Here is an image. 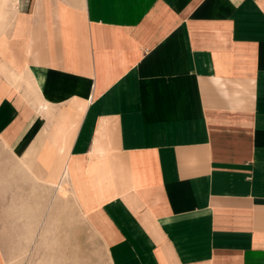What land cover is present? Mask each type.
I'll list each match as a JSON object with an SVG mask.
<instances>
[{"label":"crops","instance_id":"obj_1","mask_svg":"<svg viewBox=\"0 0 264 264\" xmlns=\"http://www.w3.org/2000/svg\"><path fill=\"white\" fill-rule=\"evenodd\" d=\"M1 18L0 264L46 248L55 202L110 264H264V0H0Z\"/></svg>","mask_w":264,"mask_h":264},{"label":"rangeland","instance_id":"obj_2","mask_svg":"<svg viewBox=\"0 0 264 264\" xmlns=\"http://www.w3.org/2000/svg\"><path fill=\"white\" fill-rule=\"evenodd\" d=\"M10 31L11 26L1 18L0 39L6 40L7 44ZM5 56L0 51V57ZM0 65H3L2 69L6 68L1 59ZM61 211L57 217L56 202L50 205L46 248L34 252L32 259L14 261L13 264H110L107 246L100 234L72 203H64Z\"/></svg>","mask_w":264,"mask_h":264}]
</instances>
